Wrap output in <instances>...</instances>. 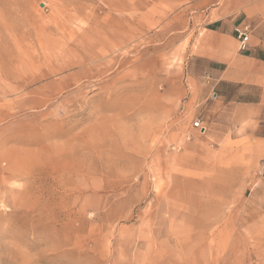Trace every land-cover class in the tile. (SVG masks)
Wrapping results in <instances>:
<instances>
[{"label":"rangeland","instance_id":"rangeland-1","mask_svg":"<svg viewBox=\"0 0 264 264\" xmlns=\"http://www.w3.org/2000/svg\"><path fill=\"white\" fill-rule=\"evenodd\" d=\"M173 1L0 0V264H264V66Z\"/></svg>","mask_w":264,"mask_h":264},{"label":"crops","instance_id":"crops-1","mask_svg":"<svg viewBox=\"0 0 264 264\" xmlns=\"http://www.w3.org/2000/svg\"><path fill=\"white\" fill-rule=\"evenodd\" d=\"M173 3L174 6L188 8L184 16L186 12V19L193 21V24L204 20L201 28L205 38L199 48L207 49L200 55L208 60V76L215 84L241 80L245 76V72L239 70L238 61L241 58L261 61L263 68L264 0H174ZM244 26H250L252 32L247 50L239 53L236 29ZM203 126L204 134L207 127ZM259 147L260 157L264 158V140H261Z\"/></svg>","mask_w":264,"mask_h":264},{"label":"built area","instance_id":"built-area-1","mask_svg":"<svg viewBox=\"0 0 264 264\" xmlns=\"http://www.w3.org/2000/svg\"><path fill=\"white\" fill-rule=\"evenodd\" d=\"M238 40H239V47L241 49H246L248 47L249 37H250V30L248 26H244L241 28L236 29ZM194 127L200 129L201 132L205 131V127L203 126L200 120H197L193 124Z\"/></svg>","mask_w":264,"mask_h":264}]
</instances>
